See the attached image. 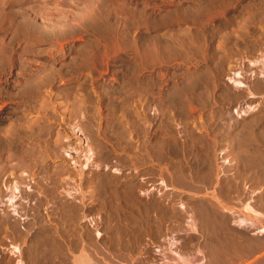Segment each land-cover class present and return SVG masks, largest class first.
I'll use <instances>...</instances> for the list:
<instances>
[{"label": "rangeland", "instance_id": "1", "mask_svg": "<svg viewBox=\"0 0 264 264\" xmlns=\"http://www.w3.org/2000/svg\"><path fill=\"white\" fill-rule=\"evenodd\" d=\"M263 227L264 0H0V264H244Z\"/></svg>", "mask_w": 264, "mask_h": 264}, {"label": "bare ground", "instance_id": "2", "mask_svg": "<svg viewBox=\"0 0 264 264\" xmlns=\"http://www.w3.org/2000/svg\"><path fill=\"white\" fill-rule=\"evenodd\" d=\"M87 144V143H86ZM87 147H89V145L87 144ZM87 155H86V159H87V161L88 160H90V157H91V155H92V152H91V149H89V150H87V153H86ZM16 188V187H15ZM17 190V189H16ZM17 193V192H16ZM8 201H11L10 203H12L13 201H15V197L13 198H9V200ZM14 206V205H13ZM247 209H248V211H250V213H252L251 212V208H249V207H246ZM248 220V219H247ZM239 222L241 221V224L243 223V224H246V223H250L249 221H246V220H244V219H241V220H238ZM256 223V222H255ZM251 224H254L253 222H251ZM250 225V224H249ZM255 225V224H254ZM258 232H264V227L263 228H260L259 229V231ZM170 246H171V248L172 247H174V245L176 244V241H174V240H170ZM13 248V247H12ZM14 250H19L17 247H15L14 248ZM176 254H177V252H176ZM179 254V253H178ZM181 255V254H180ZM178 257H181V259H182V257L183 256H179V255H177ZM186 259V258H185ZM189 260V259H188ZM183 261H184V263H186L187 262V260H186V262H185V260H184V257H183ZM189 263H190V261H188Z\"/></svg>", "mask_w": 264, "mask_h": 264}, {"label": "crops", "instance_id": "3", "mask_svg": "<svg viewBox=\"0 0 264 264\" xmlns=\"http://www.w3.org/2000/svg\"><path fill=\"white\" fill-rule=\"evenodd\" d=\"M240 223H241V221H240ZM253 233L254 234H257V235H264V233L263 234H260V232H257V231H255ZM263 261H264V246L262 247V249L258 250V252L255 253V255H253L252 257H250L244 264H263Z\"/></svg>", "mask_w": 264, "mask_h": 264}]
</instances>
